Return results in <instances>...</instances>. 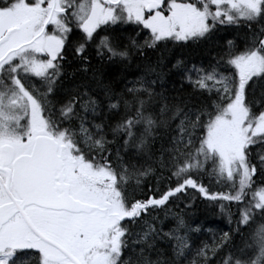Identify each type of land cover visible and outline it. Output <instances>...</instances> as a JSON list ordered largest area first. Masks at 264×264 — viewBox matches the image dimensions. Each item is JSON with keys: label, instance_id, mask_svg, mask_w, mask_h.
Instances as JSON below:
<instances>
[{"label": "snow or ice", "instance_id": "1", "mask_svg": "<svg viewBox=\"0 0 264 264\" xmlns=\"http://www.w3.org/2000/svg\"><path fill=\"white\" fill-rule=\"evenodd\" d=\"M0 264H264V0H0Z\"/></svg>", "mask_w": 264, "mask_h": 264}, {"label": "trees", "instance_id": "2", "mask_svg": "<svg viewBox=\"0 0 264 264\" xmlns=\"http://www.w3.org/2000/svg\"><path fill=\"white\" fill-rule=\"evenodd\" d=\"M207 183V181H205ZM217 187V186H214ZM191 199L193 203L197 206L196 208L193 209V218H199L202 222L204 223H210L213 225L214 230H227L229 225L226 220L218 217V216H213L210 212H208L204 208V204L201 203V198L199 197V194L195 192L193 189L188 190V196L185 198V202ZM183 204L181 203V207ZM174 211H179V208L174 207ZM170 223V221L165 222V226ZM202 239H204L202 237ZM211 241V233L207 235V240L206 242Z\"/></svg>", "mask_w": 264, "mask_h": 264}]
</instances>
